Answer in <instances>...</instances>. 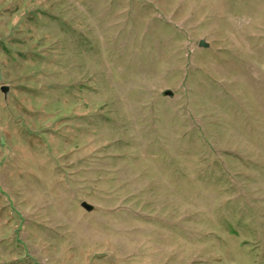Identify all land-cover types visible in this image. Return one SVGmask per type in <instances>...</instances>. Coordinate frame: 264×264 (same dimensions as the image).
I'll list each match as a JSON object with an SVG mask.
<instances>
[{"label": "rangeland", "instance_id": "obj_1", "mask_svg": "<svg viewBox=\"0 0 264 264\" xmlns=\"http://www.w3.org/2000/svg\"><path fill=\"white\" fill-rule=\"evenodd\" d=\"M0 264H264V0H0Z\"/></svg>", "mask_w": 264, "mask_h": 264}, {"label": "water", "instance_id": "obj_2", "mask_svg": "<svg viewBox=\"0 0 264 264\" xmlns=\"http://www.w3.org/2000/svg\"><path fill=\"white\" fill-rule=\"evenodd\" d=\"M198 47H199V48H207V47H208V44H206L204 41H200L199 44H198ZM1 91H2V93H6V89H5L4 87L1 89ZM164 96L171 97V96H172V92H170V91H165V92H164ZM81 207H82L85 211H87V212H91L92 209H93L92 206L88 205V204L85 203V202L81 203Z\"/></svg>", "mask_w": 264, "mask_h": 264}]
</instances>
